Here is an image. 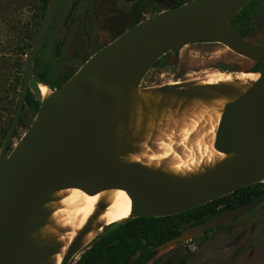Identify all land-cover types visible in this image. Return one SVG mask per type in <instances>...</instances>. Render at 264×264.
Here are the masks:
<instances>
[{"label": "water", "instance_id": "95a60500", "mask_svg": "<svg viewBox=\"0 0 264 264\" xmlns=\"http://www.w3.org/2000/svg\"><path fill=\"white\" fill-rule=\"evenodd\" d=\"M246 1L188 0L129 27L94 52L68 80L52 89L47 99L40 100L33 122L7 152L30 79L37 85L46 84L33 71V61L60 2L48 0L25 57L20 94L0 146V264H40L50 255V247L33 250L28 237L38 227L39 208L57 190L78 188L89 195L122 190L131 199V217H163L263 182L264 44L240 35L231 25ZM200 40L220 43L262 65L259 71H248L259 74L256 81L224 106L215 147L225 151V159L213 171L193 179H177L122 162L123 155L117 157L122 146L115 148L109 135L112 97L140 83L167 52ZM158 89L176 96L202 95L184 82ZM113 148L114 155L104 151ZM234 152L236 155L231 156ZM263 202L264 192L251 202L212 217L194 233L250 212ZM187 238L169 239L158 248ZM78 247L74 240L60 264H68Z\"/></svg>", "mask_w": 264, "mask_h": 264}, {"label": "rangeland", "instance_id": "374dc122", "mask_svg": "<svg viewBox=\"0 0 264 264\" xmlns=\"http://www.w3.org/2000/svg\"><path fill=\"white\" fill-rule=\"evenodd\" d=\"M178 1L60 0L34 58L33 71L43 74L51 83H62L119 33ZM46 5L44 0H0V146L20 94L25 57ZM231 25L247 39L264 44V0H247ZM253 64L220 43L197 41L167 52L137 86L160 87L176 81L187 83L194 75L216 69L249 70ZM36 86V81L31 78L29 90L42 100ZM35 115L36 111L27 107L22 111L7 152L25 133ZM119 148L117 157L128 152L134 154L132 150L137 149ZM257 183L264 187V181ZM128 219L109 225L121 224ZM196 229H189L186 240L157 249L147 264H264V202L214 228L191 233ZM103 232V228L97 231L93 240ZM92 241L78 247L68 264H76Z\"/></svg>", "mask_w": 264, "mask_h": 264}, {"label": "bare ground", "instance_id": "6f19581e", "mask_svg": "<svg viewBox=\"0 0 264 264\" xmlns=\"http://www.w3.org/2000/svg\"><path fill=\"white\" fill-rule=\"evenodd\" d=\"M248 71L216 69L194 75L187 85L198 89L201 96H176L160 91L159 86L144 88L137 86L139 83L131 84L124 94H115L109 118L111 140L115 148H137L132 150L134 154L124 151L122 162L177 179H193L213 171L226 157L225 151L215 147L224 106L259 76ZM36 89L42 100L52 93L46 84ZM104 151L114 155L115 149ZM131 209V199L122 190H103L94 195L78 188L57 190L39 208L38 227L28 239L33 250H52L40 264H60L74 240L79 247L88 245L104 226L130 218Z\"/></svg>", "mask_w": 264, "mask_h": 264}, {"label": "trees", "instance_id": "16d2710c", "mask_svg": "<svg viewBox=\"0 0 264 264\" xmlns=\"http://www.w3.org/2000/svg\"><path fill=\"white\" fill-rule=\"evenodd\" d=\"M44 1L48 2V0ZM184 2L186 1L176 2L170 7H176ZM239 34L243 36L241 32ZM261 67V63H254L249 71H259ZM38 76L51 89L57 88L69 78L67 77L62 83H51L43 74L40 73ZM39 105V98L28 90L23 110L27 107L37 111ZM263 192L264 187L261 183H256L180 214L163 217H136L121 224L104 226V232L92 241L76 264H146L155 254L158 245L180 235L181 229H185L187 225L190 227L203 225L226 210L251 202Z\"/></svg>", "mask_w": 264, "mask_h": 264}, {"label": "flooded vegetation", "instance_id": "af4514ba", "mask_svg": "<svg viewBox=\"0 0 264 264\" xmlns=\"http://www.w3.org/2000/svg\"><path fill=\"white\" fill-rule=\"evenodd\" d=\"M179 1H181V0H179ZM179 1H178V2H179ZM185 1H188V0H185ZM57 7H58V6H57ZM170 8H171V7H170ZM166 9H167V8H166ZM56 10H57V9H56ZM162 10H164V9H160V11H162ZM160 11H159V12H160ZM55 12H56V11H55ZM157 13H158V12H157ZM155 14H156V13H155ZM54 15H55V14H54ZM52 20H53V19H52ZM142 20H143V19H142ZM140 21H141V20H140ZM51 22H52V21H51ZM49 27H50V26H49ZM130 27H131V26H130ZM127 29H128V28H127ZM124 31H125V30H124ZM122 32H123V31H122ZM122 32H121V33H122ZM121 33H120V34H121ZM118 35H119V34H118ZM118 35H117V36H118ZM113 39H114V38H113ZM113 39H112V40H113ZM105 45H106V44H105ZM103 46H104V45H103ZM100 48H101V47H100ZM100 48H99V49H100ZM96 51H97V50H96ZM96 51H95V52H96ZM89 57H90V56H89ZM39 74H40V73H39ZM37 75H38V74H37ZM71 76H72V75H71ZM71 76H69V78H70ZM69 78H68V79H69ZM46 79H47V78H46ZM68 79H67V80H68ZM181 82H183V81H176V82H173V84H174V83H175V84H176V83H181ZM63 83H64V82H63ZM60 85H61V84H60ZM167 85H170V84H167ZM155 87H158V86H154V87H145V88H155ZM237 217H238V216H237ZM235 218H236V217H235ZM127 219H128V218H127ZM197 227H198V226H197ZM189 229H190V230H194V227H190L189 225H187V227H186L185 229H181V234L178 235V236H175V237H180V236H183V235L188 236V235H189ZM191 233H194V231H193V232L191 231ZM175 237H173V238H175ZM171 239H172V238H171ZM167 241H168V240H167ZM163 244H164V243H163ZM158 246H160V245H158ZM158 246L156 247V252H157V249H159ZM164 247H165V246H164ZM161 248H163V247H161ZM156 252H155V254H156ZM155 254H154V255H155ZM154 255H153V256H154ZM153 256H152V257H153ZM151 259H152V258H151ZM148 262H149V261H148ZM148 262H147V263H148ZM147 263H146V264H147Z\"/></svg>", "mask_w": 264, "mask_h": 264}]
</instances>
